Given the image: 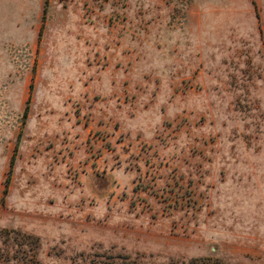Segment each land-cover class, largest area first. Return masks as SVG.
<instances>
[{"label":"rangeland","instance_id":"374dc122","mask_svg":"<svg viewBox=\"0 0 264 264\" xmlns=\"http://www.w3.org/2000/svg\"><path fill=\"white\" fill-rule=\"evenodd\" d=\"M0 264H264V0H0Z\"/></svg>","mask_w":264,"mask_h":264}]
</instances>
